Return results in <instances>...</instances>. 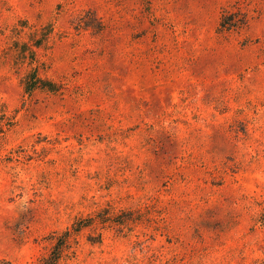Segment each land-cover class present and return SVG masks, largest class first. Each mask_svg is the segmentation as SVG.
<instances>
[{
  "label": "rangeland",
  "instance_id": "1",
  "mask_svg": "<svg viewBox=\"0 0 264 264\" xmlns=\"http://www.w3.org/2000/svg\"><path fill=\"white\" fill-rule=\"evenodd\" d=\"M87 217L59 264H264V0H0V259Z\"/></svg>",
  "mask_w": 264,
  "mask_h": 264
},
{
  "label": "trees",
  "instance_id": "2",
  "mask_svg": "<svg viewBox=\"0 0 264 264\" xmlns=\"http://www.w3.org/2000/svg\"><path fill=\"white\" fill-rule=\"evenodd\" d=\"M245 24L243 19H238L233 17V15H224L222 17L220 27L222 31H231L236 30L242 27ZM38 48L41 45H36ZM32 60H29V64L32 66L37 62L36 55L34 49H32ZM22 84L24 90L27 94L33 95L36 90L42 89L50 92H57L58 87L56 83L44 78L40 73L37 67H31L30 70L27 71L26 75L22 79ZM95 217L99 218L100 223L108 224L112 222H117L114 215L110 213H106V211L98 213ZM95 217H87L85 219H78L74 222L71 228H67L64 231L52 232L47 238L50 241L51 248L49 252L43 256L38 264H59L60 261L66 256V252L72 247L74 241H76V237L87 228L93 227L94 222L97 220ZM102 235H99V240L90 239L91 242L100 243L102 242ZM0 264H15L9 260L0 259Z\"/></svg>",
  "mask_w": 264,
  "mask_h": 264
}]
</instances>
